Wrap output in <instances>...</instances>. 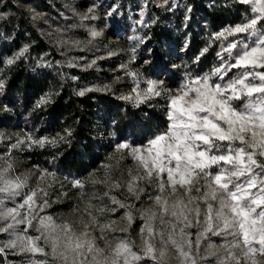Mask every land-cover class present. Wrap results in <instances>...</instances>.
Instances as JSON below:
<instances>
[{
    "label": "snow or ice",
    "instance_id": "6c2138e0",
    "mask_svg": "<svg viewBox=\"0 0 264 264\" xmlns=\"http://www.w3.org/2000/svg\"><path fill=\"white\" fill-rule=\"evenodd\" d=\"M157 4L168 12L180 9L182 22L190 20L191 4ZM122 7L93 0L83 12H61L63 23L26 9L47 46L35 65L55 68L60 78L33 109L51 104L65 80L79 85L72 92L80 97L116 95L115 86L126 82L117 99L156 108L161 116L140 135L109 132L111 151L83 175L63 174L55 164L58 148L72 142V127L51 135L0 129V264H264V0H225L228 22L205 24L203 46L172 65L178 75L165 73L164 79L159 71L133 67L150 40L147 26L157 20L146 17L144 6L128 46L101 49L107 20ZM5 8L0 21L10 22L15 14ZM101 12L105 23L97 28L91 22ZM25 36L27 42L0 59L4 70L29 59L36 41ZM190 36H183L185 47ZM76 51L84 54L72 55ZM118 55L127 59L111 70L119 74L110 82L80 83L62 71L98 69V61ZM6 80L0 79V91ZM8 111L0 105V112ZM44 148L54 153L48 166L24 167L27 152ZM65 202L67 212L51 211ZM9 253L19 259L8 261Z\"/></svg>",
    "mask_w": 264,
    "mask_h": 264
},
{
    "label": "rangeland",
    "instance_id": "374dc122",
    "mask_svg": "<svg viewBox=\"0 0 264 264\" xmlns=\"http://www.w3.org/2000/svg\"><path fill=\"white\" fill-rule=\"evenodd\" d=\"M217 0H207V4H213ZM225 3V0H220ZM93 2V0H0V11H7L5 5L11 8V11L16 15L18 12H23L25 16L29 17L26 9L33 8L37 12H43L47 14L52 21L57 23H63L59 14L63 12L65 16H70L71 12L67 9L75 8L79 12L85 11L88 6ZM105 6L110 3L116 2L122 4L123 7L120 9V14L107 20V27H104L103 13H100L101 19L92 21L97 28L104 27V36L102 38V43L100 45L101 49L103 45H109L111 48L127 47L128 41L127 37L133 34V22L139 19L140 6L145 7L146 17H152L153 15L157 18L156 23L148 25L146 29V34L150 35V40L146 41V46L142 50L138 51V61L133 64V67L140 69L145 72L159 71L160 78L164 79L165 73L168 75H178V71L172 67L173 64L180 65L182 61L189 60L193 55L196 54V48L199 47L197 42H201L203 46L204 31H201L200 26L205 27L208 23L202 18L201 14H195L192 18L190 14V20L182 22V15H180V22L183 27H187V31L179 30L174 23V18L178 13L181 12L177 9L174 12L165 11L163 8L159 7L157 0H148L145 4L144 0H103ZM175 3L182 6L185 4V0H174ZM230 2V0H229ZM182 14V12L180 13ZM147 23V21H145ZM227 23V22H224ZM186 25V26H185ZM43 27V25H40ZM136 28H140V25H136ZM166 28L169 34V43H165L163 40L157 41L151 36V30L156 28ZM13 28L5 27L4 21H0V59L5 55H11V52L17 48V45L13 43L12 36ZM191 34L190 44L185 47L183 44V36ZM77 35L83 36V32L77 33ZM11 38H8L10 37ZM201 40V41H200ZM200 46V47H202ZM199 47V48H200ZM152 49V53H148V49ZM183 49V51H181ZM84 53L76 51L72 55H83ZM103 55L101 51L98 53ZM56 59H60L57 55ZM122 59H127L126 56H115L112 58H107L98 61V69H88L81 70L80 68H68L64 67L62 71L68 73L69 75H75L80 78V83H105L110 82L113 75L119 74L118 72L113 73L111 70L116 68V65L120 63ZM211 59L209 54L204 60L199 64L203 67L207 61ZM34 61V59H32ZM148 60L149 64H145L144 61ZM34 66L35 62L33 63ZM48 69V68H44ZM55 74L57 70L55 68L49 69ZM7 70H4L2 65H0V79L7 75ZM73 86H79L74 84ZM116 95L112 93H97L101 102L100 109L97 113L98 125H102L99 132V142L102 147H105V154L111 151L109 147L112 137L109 132H115L116 134H128L134 133L140 135L151 129L156 122V119L161 116L160 111L156 108L149 109L147 106H143L140 109L133 108L130 104L117 99V96L121 91H127V84L122 83L116 85ZM12 98V97H11ZM7 93L6 86L2 91H0V105H7L10 111L0 112V129L6 130L8 132H15L20 129H37L39 135H45L52 133L46 129V121L44 119H37L30 114H25L23 111L21 113H16L13 111L15 101L11 99ZM107 106H110L109 112L107 111ZM117 120L119 124V132L115 131V124L112 123L113 120ZM2 147V145H0ZM103 155V158L105 156ZM24 159L26 161L24 167H30L33 164L30 161L28 153L25 154ZM99 164V162L97 163ZM96 164V165H97ZM94 165L93 167H95ZM62 172V171H61ZM63 174H70L68 172H62ZM83 175V173L81 174ZM69 195H73L71 192ZM70 202H65L60 206L54 205L51 211L53 212H67ZM3 238V237H0ZM19 259L12 253L7 256L8 261H13Z\"/></svg>",
    "mask_w": 264,
    "mask_h": 264
},
{
    "label": "trees",
    "instance_id": "16d2710c",
    "mask_svg": "<svg viewBox=\"0 0 264 264\" xmlns=\"http://www.w3.org/2000/svg\"><path fill=\"white\" fill-rule=\"evenodd\" d=\"M185 1V4L193 6L192 18L199 13L202 20L204 19L210 27L221 22H228L230 19V10L225 8L223 1L217 0L210 5L207 4V0ZM180 13L175 16L174 23L179 30H184L185 27L180 22V15H182ZM4 24L7 29L13 28V32H15L13 43L17 47L21 43L27 42L28 38L25 36V32L29 33L31 38L36 41L31 48L29 59L19 61L7 71L5 86L8 95L15 101L13 111L16 113L23 111L34 118L44 119L46 129L52 134L61 131L64 127H72L74 129L72 142L70 145L64 144L58 148L61 155L55 164L62 172L84 174L100 162L105 154V147L98 144L99 132L102 128V125H98L97 121V113L101 105L98 94L92 92L86 93L83 97L76 96L72 92L73 82L65 80L62 91L53 98L51 104L39 110L33 109V103L39 95L48 91L50 86H59V75L49 69L34 66L32 59L38 57L42 51H47V46L35 31L29 17L25 16L23 12H18L10 22L4 21ZM186 29L188 28L186 27ZM199 29L204 31L202 26ZM168 32L166 28L159 27L152 29L150 34L157 41L163 40L165 43H169ZM200 43L197 42L199 47L202 46ZM109 108L110 106H107L108 112ZM119 128V124L116 123L115 131L119 132ZM27 153L30 161L44 166H48V157L54 155L49 148L36 149ZM2 259L3 257H0V261Z\"/></svg>",
    "mask_w": 264,
    "mask_h": 264
}]
</instances>
